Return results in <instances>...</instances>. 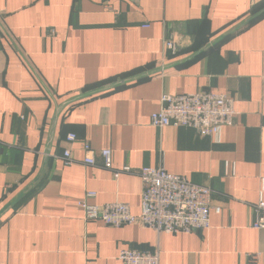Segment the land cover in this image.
<instances>
[{"label":"crops","instance_id":"obj_1","mask_svg":"<svg viewBox=\"0 0 264 264\" xmlns=\"http://www.w3.org/2000/svg\"><path fill=\"white\" fill-rule=\"evenodd\" d=\"M263 2L0 0V264H120L124 248L158 251L159 264H264V228L252 226L264 201ZM198 90L232 96L233 122L215 135L150 124L162 93ZM104 148L133 171L115 177ZM144 166L207 186L220 207L210 226L84 217L87 191L138 214Z\"/></svg>","mask_w":264,"mask_h":264},{"label":"built area","instance_id":"obj_2","mask_svg":"<svg viewBox=\"0 0 264 264\" xmlns=\"http://www.w3.org/2000/svg\"><path fill=\"white\" fill-rule=\"evenodd\" d=\"M164 47L172 54L176 51L174 38L164 39ZM236 114L232 96L198 90L195 92L168 94L162 93L158 109L150 114V124L154 127L186 126L199 135H215L221 127L230 125ZM74 133H68V141L75 140ZM84 151L82 162L95 164L94 150L89 143L81 145ZM104 168L113 171L116 177L121 173L133 170L124 165L114 169L111 163V150H100ZM66 164L71 163V152L65 148L62 152ZM141 182L140 211L134 214L129 206L119 201L103 204H92L88 199L95 192L87 191L85 198L78 200L87 220H100L103 223L118 227L121 225L140 224L158 233L192 232L210 226V213L220 212L219 206L210 205L211 190L202 184L189 181L185 176L167 172L162 166H144L137 171ZM258 217L253 222L254 228H264V201L256 204ZM120 264H159V252L138 250L134 248L121 249L117 255Z\"/></svg>","mask_w":264,"mask_h":264},{"label":"trees","instance_id":"obj_3","mask_svg":"<svg viewBox=\"0 0 264 264\" xmlns=\"http://www.w3.org/2000/svg\"><path fill=\"white\" fill-rule=\"evenodd\" d=\"M263 6H264V2L262 4V9H263ZM256 9L257 10L253 11L252 13H255L256 12V16H258L259 15V9H261V7L259 8V6H256Z\"/></svg>","mask_w":264,"mask_h":264}]
</instances>
